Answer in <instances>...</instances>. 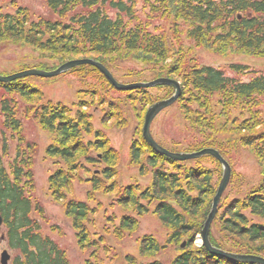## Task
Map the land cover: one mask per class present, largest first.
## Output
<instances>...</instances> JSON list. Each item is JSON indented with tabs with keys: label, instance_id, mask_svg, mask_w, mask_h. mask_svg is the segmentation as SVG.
I'll return each mask as SVG.
<instances>
[{
	"label": "trees",
	"instance_id": "trees-1",
	"mask_svg": "<svg viewBox=\"0 0 264 264\" xmlns=\"http://www.w3.org/2000/svg\"><path fill=\"white\" fill-rule=\"evenodd\" d=\"M45 2L55 18L35 17L22 5L0 12V43L11 41L30 46L43 59L21 70H54L70 60L94 58L113 73L112 68L119 60L133 57L159 66L153 79L170 77L179 81L182 92L176 104L198 136L186 149L170 150L194 152L213 147L233 167L229 149L248 148L262 168L260 183L245 195L227 200L224 193L212 223L210 240L229 252L264 257V112L261 109L264 72L246 65H231L236 74L251 75L249 81H243L223 69L201 65L192 48L177 46L183 21L189 25L187 35L197 47L223 55L238 53L264 58V0H143L142 8L138 0ZM158 19H169L170 27H158L155 24ZM92 72L99 74L109 88L117 90L92 65L76 66L66 74L88 78ZM28 79L0 82L3 117L0 120V214L6 227L3 232L0 228V238L4 236L14 251L11 264H71L60 243L42 233L45 208L29 195L35 188L33 154L37 146L24 134V121L28 119L56 137L46 148L47 156L58 163L49 176V190L56 202H63L78 245L88 252L85 264H105L101 254L109 255V248L103 244L102 236L97 238L91 231V216L96 208L86 200L68 197L75 180L83 179L82 171L90 175L85 177L92 184L88 192L90 199L97 200L96 191L112 193L125 211L114 228L115 239L122 241L133 235L140 228V217L152 212L172 229L168 243L179 246L185 243L171 264H249L217 256L194 244L220 183L214 184L215 171L202 162L209 158L222 169L218 160L211 155L173 160L157 153L143 137L148 108L169 98L175 91L172 86L155 87L166 89L167 94L162 98L153 97L150 88L124 90L130 102L135 104L139 100L144 105L139 138L130 147V163L138 167L142 176L151 174L152 183L122 187L116 179L120 153L103 129L94 128L93 114L86 110L92 103L80 102L73 115L72 108L62 102L45 101L43 92L28 84ZM138 81L147 80L132 82ZM98 93L91 92L94 98ZM106 97L107 94L100 101ZM110 105L113 109L105 112L102 124L112 120L118 125L126 122L121 105L113 100ZM8 131L12 138L17 136L18 150L7 164L4 157L10 154ZM92 166L95 172L91 173ZM235 174L232 169V177ZM219 177L221 181L222 170ZM166 248L156 237L145 235L140 242V257L129 253L123 264H164L158 256Z\"/></svg>",
	"mask_w": 264,
	"mask_h": 264
},
{
	"label": "rangeland",
	"instance_id": "rangeland-1",
	"mask_svg": "<svg viewBox=\"0 0 264 264\" xmlns=\"http://www.w3.org/2000/svg\"><path fill=\"white\" fill-rule=\"evenodd\" d=\"M138 1L139 7L142 8L144 5L143 0ZM16 5L26 6L35 17L55 18L48 9L45 0H0V12L11 11ZM111 15H115V12H111ZM155 24L158 27L162 25L166 29L170 27L169 19H158ZM188 26L183 21L180 22L181 39L176 45L178 47L181 45L185 49L192 48V53L201 65L223 69L228 75L236 76L243 81L250 80L251 75H238L231 69V65H246L251 70L264 72V58L238 53L223 55L208 48L197 47L187 35ZM42 60L40 52L30 46L11 41L0 43V73L11 74L20 71L26 65H37ZM158 68L159 66H155L152 63L127 57L119 60L116 67L112 68V70L120 81L132 82L153 79L155 70ZM27 81L28 84L43 92L45 101L62 102L72 108L73 115L76 114L80 102L88 101L92 103L87 106L86 110L93 114L92 122L94 128L103 129L110 138L112 146L120 153V162L117 167L119 176L116 178L120 185L125 187L132 183H139L141 186H147L152 183L151 174L142 176L138 167L130 163V147L139 138L140 116L144 108L142 102L139 100L135 104L130 102L128 93L124 92V90L109 88L101 76L95 72H92L88 78H80L75 73H68L51 78L29 76ZM95 90L99 93L94 98L91 92ZM149 90L153 94L152 96L157 98H162L167 94L166 89L154 87ZM1 93L2 90H0V97ZM106 94V99L103 102L100 101ZM112 100L121 105L122 115L126 120V122H122V125H118L114 120L109 121L107 125L101 122L105 112L113 109L110 105ZM261 109L264 112V99ZM0 120L3 121L1 115ZM0 128H2L1 123ZM192 128L178 105L174 103L163 109L155 118L152 124V133L159 143L169 149H186L198 136L197 132ZM10 134L8 131L10 154L4 157L7 164L15 158L18 150L17 136L12 138ZM24 134L29 141L34 142L37 146L33 154L35 188L29 192V195L45 208L46 218L41 220L42 233L51 236L60 243L65 249L71 264H85L88 252L83 251L78 245L75 229L66 217L63 202H56L49 190L48 179L58 168V163L47 156L46 148L49 144L55 142L56 137L42 130L36 122L30 119L24 121ZM229 153L230 160L233 163L232 169L236 174L234 177L231 176L224 192L227 200L245 195L253 187L257 186L262 179V168L250 149L241 148L238 151L229 149ZM191 163L195 164L196 162L192 161ZM202 165L215 171L214 184L220 182L219 176L222 169H220L217 162L208 158L202 162ZM94 170L95 168L92 166L91 173ZM81 174L83 179L75 180L68 197L86 200L96 208L95 213L91 216L92 222L90 226L94 236L97 238L102 236L104 238L103 244L109 248V255L101 254L105 264H123L124 257L129 253L140 257V242L145 235H152L161 244L167 245V248L162 250L158 257L164 264L172 263L180 253V247L183 248V244L179 246L178 243H168L172 229L165 226L156 215L150 212L140 217V228L133 235L126 236L122 241L115 239L113 235L114 228L119 225L125 211L116 203V195L112 193L96 191L97 200L96 198L90 199L88 192L92 189V184L85 179L86 176L90 175L84 174V171ZM55 227H58L59 230ZM1 230L2 232L5 231L6 227L3 226ZM3 238V236L0 238V259L1 254L7 251L10 254L9 264H11L14 251L9 247L8 241ZM194 244L201 246L200 234L195 237Z\"/></svg>",
	"mask_w": 264,
	"mask_h": 264
},
{
	"label": "water",
	"instance_id": "water-1",
	"mask_svg": "<svg viewBox=\"0 0 264 264\" xmlns=\"http://www.w3.org/2000/svg\"><path fill=\"white\" fill-rule=\"evenodd\" d=\"M79 65L95 66L106 76V78L110 81V83L118 90H129V89H135V88H151V87H155L159 85H169L175 88V92L171 97L157 101L148 108V111L145 116L144 125L142 128V134H143L144 139L152 146V148L157 153L163 154L173 160L184 161V160H189V159L200 158L203 155H212L221 163L222 168H223V175H222L221 182L218 186L217 192L213 198L211 210L201 230V234H200L201 243L212 254L226 257L229 260L242 262V263H249V264H264L263 256L254 255V254H240V253L229 252L227 250H224L222 248L215 246L210 240L211 225H212L214 218L216 217L218 213L219 203L221 201L224 191L226 190L229 184L231 174H232V167L230 163L227 161V159L221 154V152L218 149L213 148V147H207L200 151H194V152L171 151L167 149L166 147L162 146L161 144H159L151 132V126L156 116L163 109L173 105L179 98L182 92V86L179 81L173 78H169V77H159L151 81L122 83V82H119L114 77V75L109 70V68H107V66H105L99 60H96L94 58H82V59L70 60L60 65L58 68L54 70H42L38 68H30V69L22 70V71L15 72L9 75L0 74V82L10 83L17 79L28 77V76H39L43 78L56 77V76L66 73L67 71ZM3 223H4V219L0 214V227L3 225ZM183 246H185V243H183ZM9 260H10V254L7 251H4L1 254V263L9 264Z\"/></svg>",
	"mask_w": 264,
	"mask_h": 264
}]
</instances>
